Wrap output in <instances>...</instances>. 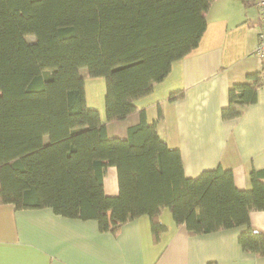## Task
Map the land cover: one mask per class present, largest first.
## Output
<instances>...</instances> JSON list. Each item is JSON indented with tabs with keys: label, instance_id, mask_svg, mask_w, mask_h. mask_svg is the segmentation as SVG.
I'll list each match as a JSON object with an SVG mask.
<instances>
[{
	"label": "trees",
	"instance_id": "16d2710c",
	"mask_svg": "<svg viewBox=\"0 0 264 264\" xmlns=\"http://www.w3.org/2000/svg\"><path fill=\"white\" fill-rule=\"evenodd\" d=\"M212 1L0 0V204L51 207L96 219L102 231L147 214L155 241L169 208L191 234L244 226L243 249L264 255V233L250 218L264 210V170H251L249 188L221 164L187 177L180 149L145 110L126 137L107 131L108 121L137 111L135 101L198 46ZM83 69L105 78L107 122L87 104ZM263 85L261 71L233 83L222 116L240 115ZM110 166L117 194L105 191Z\"/></svg>",
	"mask_w": 264,
	"mask_h": 264
},
{
	"label": "crops",
	"instance_id": "0c3cea01",
	"mask_svg": "<svg viewBox=\"0 0 264 264\" xmlns=\"http://www.w3.org/2000/svg\"><path fill=\"white\" fill-rule=\"evenodd\" d=\"M205 17L198 46L175 60L167 76L135 101L137 111L107 122L102 76L85 78L86 95L100 100L88 106L107 122L108 135L119 137H126L145 110L147 121H156L168 145L180 149L187 177L221 164L232 169L238 187L249 188L251 170H264V85L237 117L225 119L222 109L233 83L245 81L253 71L264 77L253 53L262 29L260 11L254 0H213ZM179 90L182 96L171 101L170 95ZM104 187L108 194L118 193L115 166L108 168ZM250 218L252 227L264 233V210H253ZM159 220L166 227L155 241L147 214L102 231L96 219L66 217L51 207L16 209L1 203L0 264H264V255L241 246L244 226L191 234L175 222L169 208Z\"/></svg>",
	"mask_w": 264,
	"mask_h": 264
},
{
	"label": "built area",
	"instance_id": "2783aa9c",
	"mask_svg": "<svg viewBox=\"0 0 264 264\" xmlns=\"http://www.w3.org/2000/svg\"><path fill=\"white\" fill-rule=\"evenodd\" d=\"M260 11L262 29L258 36V41L254 47L253 53L258 58L264 69V0H254Z\"/></svg>",
	"mask_w": 264,
	"mask_h": 264
},
{
	"label": "rangeland",
	"instance_id": "374dc122",
	"mask_svg": "<svg viewBox=\"0 0 264 264\" xmlns=\"http://www.w3.org/2000/svg\"><path fill=\"white\" fill-rule=\"evenodd\" d=\"M83 74L85 76V78L88 76V72L86 69H83ZM88 79H89V76H88ZM95 91V87L93 88V92ZM102 93H103V97H102ZM102 93H101V100L103 98V101L105 100V83H104V86H102ZM87 96V104L89 105H98V102L100 101L98 98H97V102H93V100L91 99V95L90 93L88 92V94L86 95ZM99 96V95H98ZM101 104H102V101H101Z\"/></svg>",
	"mask_w": 264,
	"mask_h": 264
}]
</instances>
